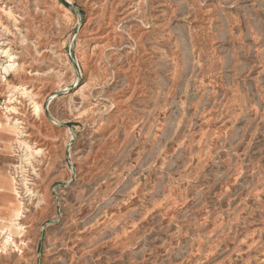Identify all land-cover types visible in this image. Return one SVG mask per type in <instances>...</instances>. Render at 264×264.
<instances>
[{
    "label": "rangeland",
    "instance_id": "rangeland-1",
    "mask_svg": "<svg viewBox=\"0 0 264 264\" xmlns=\"http://www.w3.org/2000/svg\"><path fill=\"white\" fill-rule=\"evenodd\" d=\"M5 108L0 264H264V0H0Z\"/></svg>",
    "mask_w": 264,
    "mask_h": 264
},
{
    "label": "bare ground",
    "instance_id": "bare-ground-1",
    "mask_svg": "<svg viewBox=\"0 0 264 264\" xmlns=\"http://www.w3.org/2000/svg\"><path fill=\"white\" fill-rule=\"evenodd\" d=\"M24 105V104H23ZM6 109V108H5ZM4 109V113H5V116H7V121H5V122H3V121H0V127L2 128L1 129V133H2V135H3V137H4V139H6L7 141H9V142H11V136L10 135H8L7 134V132H9V129H11L10 127H11V121H9L10 120V118L8 117V115H7V111H8V109L9 108H7L6 110ZM23 113V112H22ZM24 120V119H23ZM21 121V120H20ZM15 125H17V124H14V126ZM24 125V124H23ZM13 125H12V127H14ZM27 126V125H26ZM17 127V126H16ZM36 137V136H35ZM26 147V146H25ZM31 154V153H30ZM42 162V161H41ZM92 166V165H91ZM23 169V168H22ZM17 172V171H16ZM24 172V171H23ZM46 172V171H45ZM22 173V172H21ZM101 175V174H100ZM101 180V179H100ZM3 185H8L9 186V190L7 191L6 189H5V186H3ZM26 185V184H25ZM111 187V186H110ZM141 190V189H140ZM143 190V189H142ZM0 198L1 197H3L2 196V194L3 195H5V196H8V197H12L13 199H15L16 201H17V193H16V188H15V184H14V181H13V179H11V177L10 176H8V177H6L5 175H4V173H1L0 172ZM29 192V191H28ZM91 197V196H90ZM89 197V198H90ZM94 197V196H93ZM39 200V199H38ZM25 201V200H24ZM24 201H22V202H24ZM77 203V202H76ZM80 204V203H79ZM79 208V207H78ZM31 209V208H30ZM19 210V209H18ZM17 210V211H18ZM30 212V211H29ZM17 213V212H16ZM19 213V212H18ZM17 213V214H18ZM20 215V214H19ZM22 215V214H21ZM130 217V216H129ZM12 218V217H11ZM18 218V217H17ZM12 221V220H11ZM221 222V221H220ZM16 223V222H15ZM18 225H19V223H17ZM215 224V223H214ZM22 225V224H21ZM24 227V226H23ZM21 228V227H20ZM66 228V227H65ZM25 231V230H24ZM98 234V233H97ZM97 236V235H96ZM7 237V236H6ZM93 245V244H92ZM82 251H84V250H82Z\"/></svg>",
    "mask_w": 264,
    "mask_h": 264
}]
</instances>
